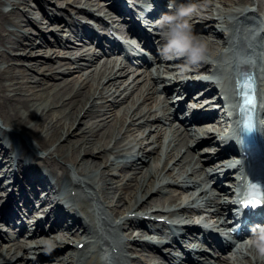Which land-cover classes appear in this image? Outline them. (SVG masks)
<instances>
[{
  "label": "bare ground",
  "instance_id": "6f19581e",
  "mask_svg": "<svg viewBox=\"0 0 264 264\" xmlns=\"http://www.w3.org/2000/svg\"><path fill=\"white\" fill-rule=\"evenodd\" d=\"M65 1L0 0V180L10 178L15 182L22 192V206L29 212L35 213V205H40L46 222L51 223L50 230L58 232L65 247L69 243L73 246L82 243L83 250L98 251L102 232H109L114 219L130 217L133 220L125 223L126 226L147 230L148 223L139 221L137 216L178 217V213L169 210L180 208L185 195L176 192L190 181L183 176L185 170H182V156L177 160L179 154H168L161 170L151 165L158 156L160 141H154L158 145L154 147L150 140L153 136L145 131V115L137 106L141 95L137 96L135 90L128 92L127 86L120 90L116 81L101 82L98 76L86 74V67L77 61L57 60L64 54L79 51L72 39L83 30L81 23L70 18L68 12L58 11ZM77 1L71 0V4ZM185 1L206 6L207 17L200 31L225 43L215 23L224 24L222 20L227 12L216 9L217 13L213 14L215 9L207 3L209 0ZM221 2L228 7L226 0ZM1 6L10 10L4 11ZM49 22H61L64 26L54 24L51 27L58 28L46 33L44 25ZM62 27L69 31H62ZM46 34L54 40L49 41ZM154 40L158 46L163 43L162 36L155 35ZM191 67L199 68L202 64ZM170 74L177 76V69ZM193 75V72L185 73L183 77ZM183 85L178 82L180 89H189ZM211 88L208 85L206 90ZM141 129H144L141 134H136ZM117 132L124 135L118 143L113 138ZM127 138H130L128 145L136 148L134 153L124 148ZM89 173L92 181L84 185L81 177ZM153 183L160 185L159 191L147 199L153 192L147 197L146 188ZM10 184L9 181L7 189ZM168 190L172 193L167 199L153 202ZM139 194L143 200H139ZM183 231L182 240L198 234L189 228ZM13 246L17 248L8 250V259L0 260V264H35L27 260L26 253L23 259H17L24 247L16 243ZM136 247L147 252L149 244ZM120 258L124 260L117 259ZM45 259L37 260L36 264H72L73 256L58 251L49 261ZM132 263L139 264L137 260Z\"/></svg>",
  "mask_w": 264,
  "mask_h": 264
},
{
  "label": "clouds",
  "instance_id": "9594fccd",
  "mask_svg": "<svg viewBox=\"0 0 264 264\" xmlns=\"http://www.w3.org/2000/svg\"><path fill=\"white\" fill-rule=\"evenodd\" d=\"M198 10L197 4L169 0L168 12L157 21L163 40L158 52L163 59H183L187 66H192L209 58L207 41L193 33L189 22ZM249 231L250 235L242 242V249L245 253L251 250L253 259L264 264V225L254 224ZM240 252L241 247L234 249L231 264L243 259Z\"/></svg>",
  "mask_w": 264,
  "mask_h": 264
},
{
  "label": "snow or ice",
  "instance_id": "6c2138e0",
  "mask_svg": "<svg viewBox=\"0 0 264 264\" xmlns=\"http://www.w3.org/2000/svg\"><path fill=\"white\" fill-rule=\"evenodd\" d=\"M241 83L238 82L237 88L238 92L241 96L242 100V107H247V108H254L255 106V96L252 92L253 90V84L248 83L246 85H243V88L246 89L245 91H241ZM243 205L245 207H259L262 204H264V201H261L259 198H250V199H245L242 201Z\"/></svg>",
  "mask_w": 264,
  "mask_h": 264
},
{
  "label": "rangeland",
  "instance_id": "374dc122",
  "mask_svg": "<svg viewBox=\"0 0 264 264\" xmlns=\"http://www.w3.org/2000/svg\"><path fill=\"white\" fill-rule=\"evenodd\" d=\"M55 1H57V0H52V3L55 2ZM56 4H57V3H56ZM30 5L33 7V6H34V5H33V2H30ZM217 5L221 6V3H217ZM47 26H48V25H47ZM47 26H46V28H48ZM49 27H50V25H49ZM32 31H33V30H32Z\"/></svg>",
  "mask_w": 264,
  "mask_h": 264
}]
</instances>
